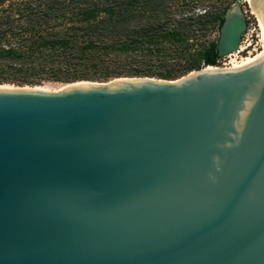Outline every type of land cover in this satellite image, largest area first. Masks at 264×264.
Wrapping results in <instances>:
<instances>
[{
  "label": "water",
  "instance_id": "obj_1",
  "mask_svg": "<svg viewBox=\"0 0 264 264\" xmlns=\"http://www.w3.org/2000/svg\"><path fill=\"white\" fill-rule=\"evenodd\" d=\"M209 66L0 84V264H264V56Z\"/></svg>",
  "mask_w": 264,
  "mask_h": 264
},
{
  "label": "trees",
  "instance_id": "obj_2",
  "mask_svg": "<svg viewBox=\"0 0 264 264\" xmlns=\"http://www.w3.org/2000/svg\"><path fill=\"white\" fill-rule=\"evenodd\" d=\"M197 1L204 0L23 1L0 12V71L54 81H105L112 71L119 73L120 64L176 54L182 65L166 63L155 73L159 78L218 66L216 40L187 51L212 29L219 31L229 5L220 9L213 6L217 0H208L193 10ZM133 70L129 73L145 69Z\"/></svg>",
  "mask_w": 264,
  "mask_h": 264
},
{
  "label": "rangeland",
  "instance_id": "obj_3",
  "mask_svg": "<svg viewBox=\"0 0 264 264\" xmlns=\"http://www.w3.org/2000/svg\"><path fill=\"white\" fill-rule=\"evenodd\" d=\"M23 1H27V0H5L4 2L0 4V12L3 9L8 8L10 6L14 7L17 4H21L23 3ZM32 1H35V0H32ZM234 1L235 0H217L213 6L217 5L221 9L227 5H230ZM200 4L203 7L208 4V0L206 1L204 0L201 3L197 1L196 5L193 6L192 9L193 10L201 9V6L199 7ZM239 7L245 12L246 16H249V18L246 19L247 28L243 32L241 39H240L241 41L240 49L238 47V49L235 50L234 52L224 57H219L218 59L219 62L221 61L229 62L231 59L240 60V58L243 56H246L249 53V51H251L252 53L254 52V54H256L259 50H261V47H262L261 30L260 28H258L255 18L252 16V14L249 11L248 2L246 0H240ZM218 36H219V31L216 28L212 29L206 35L200 37V40L198 41V43L193 44L189 48L187 53H191L195 51L196 49H198L200 47L199 42L207 43L211 40L217 41ZM235 52L236 54L232 55L231 57V54ZM138 60L139 61H134L133 63H128V64L125 63V64H120V66H116L117 68H115L116 69L115 71H118L119 73L115 74L114 71H112L110 73V76L105 81L110 80L117 76H149V77L159 78L157 74L155 73L158 70L162 71L163 69H165L166 63L168 64L172 63L173 65L176 64V66L182 65V58L179 57V54H176L172 58H165L164 60L160 59L157 56L147 57L144 62H142L141 59H138ZM217 65H221V63H217ZM134 68H142L145 70L144 72L138 73V74L134 72L129 73V71H134L133 70ZM67 83L69 82L54 81L42 75L31 76L29 74L20 73L16 71H0V84L1 85H29V86H40L46 89H60Z\"/></svg>",
  "mask_w": 264,
  "mask_h": 264
},
{
  "label": "bare ground",
  "instance_id": "obj_4",
  "mask_svg": "<svg viewBox=\"0 0 264 264\" xmlns=\"http://www.w3.org/2000/svg\"><path fill=\"white\" fill-rule=\"evenodd\" d=\"M246 1L251 2V0H246ZM253 13L255 14V16L258 19L259 27L261 30V37H262V16H261V13L259 11H256V12L253 11ZM235 54H236V52L231 54V57H232V55H235ZM262 56H264V48L263 47H261V50H259L256 54H254V52L253 53L249 52L246 56L241 57L240 60L231 59L229 62L226 63V65H218V66L237 68V67L247 65V64L255 61L256 59H259ZM218 66H209V68H219ZM38 87H40V86H38Z\"/></svg>",
  "mask_w": 264,
  "mask_h": 264
},
{
  "label": "built area",
  "instance_id": "obj_5",
  "mask_svg": "<svg viewBox=\"0 0 264 264\" xmlns=\"http://www.w3.org/2000/svg\"><path fill=\"white\" fill-rule=\"evenodd\" d=\"M249 11H250V13L252 14V16L255 18V21H256V24H257V26H258V28H260L259 27V22H258V19H257V17L255 16V14L253 13V11L249 8ZM244 14H245V12H244ZM249 18V16H246V14H245V19H248ZM247 22V21H246ZM241 42V41H240ZM239 49H240V43H239ZM249 52H251V51H249ZM224 57V56H223ZM218 63H221V65H226V63L227 62H225V61H221V62H219V60H218Z\"/></svg>",
  "mask_w": 264,
  "mask_h": 264
}]
</instances>
